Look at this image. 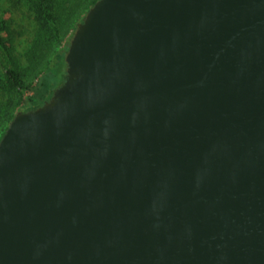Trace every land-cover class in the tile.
<instances>
[{"label":"water","instance_id":"1","mask_svg":"<svg viewBox=\"0 0 264 264\" xmlns=\"http://www.w3.org/2000/svg\"><path fill=\"white\" fill-rule=\"evenodd\" d=\"M65 60L0 140V264H264V0H96Z\"/></svg>","mask_w":264,"mask_h":264},{"label":"trees","instance_id":"2","mask_svg":"<svg viewBox=\"0 0 264 264\" xmlns=\"http://www.w3.org/2000/svg\"><path fill=\"white\" fill-rule=\"evenodd\" d=\"M21 1L30 6L37 19V30L34 35L33 46L25 52L30 66L21 67L18 63L14 64L12 61V67H8L4 66L0 60V94L9 88L17 91L26 88L27 77L33 70L40 68L45 61V65L40 68L42 73L38 79L34 96L31 98L33 105L25 107L26 110H29L38 107L49 99L54 90L64 82L67 68L65 55L70 39L78 23L83 20L90 6L96 0L92 2L88 0ZM68 28H71L72 31L64 46L58 49L51 59L46 62V56L50 48L56 40L63 36ZM10 32L8 20L0 18V51L6 53L13 60V45L9 40V38L12 39L9 35ZM11 120V110L6 106V111L0 114V140Z\"/></svg>","mask_w":264,"mask_h":264},{"label":"rangeland","instance_id":"3","mask_svg":"<svg viewBox=\"0 0 264 264\" xmlns=\"http://www.w3.org/2000/svg\"><path fill=\"white\" fill-rule=\"evenodd\" d=\"M88 1L92 2L93 0ZM0 18L7 19L9 22V28L11 31L9 35L12 39L9 37L7 38H9L13 45V60H11L6 53L0 51V60L2 64L4 66L12 67L13 61L14 64L18 63L21 67L30 66V63L25 56V52L33 46L34 35L37 30V19L34 11H32L29 5L21 0H0ZM71 31L72 29L68 28L63 36L54 42L46 56V62L51 59L58 49L64 46ZM43 65H45V61L42 66ZM40 68L33 70L27 77L26 88L21 91L9 88L5 89V91L0 94V114L6 111V106H8L11 110L13 119V115H15L18 110L25 109V107L32 104L31 98L34 96L38 79L42 73Z\"/></svg>","mask_w":264,"mask_h":264}]
</instances>
